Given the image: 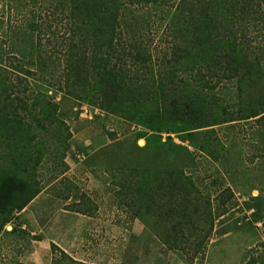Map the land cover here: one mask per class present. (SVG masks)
Instances as JSON below:
<instances>
[{
  "label": "rangeland",
  "instance_id": "374dc122",
  "mask_svg": "<svg viewBox=\"0 0 264 264\" xmlns=\"http://www.w3.org/2000/svg\"><path fill=\"white\" fill-rule=\"evenodd\" d=\"M178 2L170 1L166 10L173 14ZM45 3L40 0L36 6V0L34 5L31 0H0V74L11 85L18 114L36 129L38 113L31 105L36 96H48L60 106L54 119L65 124L58 127V121V125L47 126L41 136L43 144L31 146L28 152L35 159L32 167L41 190L6 227L27 232L19 244L21 264H187L191 260L193 264H244L247 255H257L264 244V122L226 123L192 134H173L172 140L162 134L163 149L155 142L143 150L147 145L144 128L59 91L57 77L65 66L70 29L64 15L45 10L51 9ZM132 10L153 56L152 65L163 72L177 43L170 19L153 5L136 3ZM32 20L44 28L40 50L56 63L49 70L31 65L29 59H18L19 40L32 35L26 30ZM47 25L52 28L45 32ZM249 39L264 44L262 26L252 27ZM33 59L36 61V53ZM21 68L33 75L22 73ZM185 76L184 85L192 84V77ZM213 86V102L235 113V84L217 80ZM177 146L192 153L191 167H187V154ZM39 151L45 156L36 162ZM128 167L146 173L153 193L158 177L169 169H183L196 194L207 205L210 202L214 230L194 259L192 237L180 235L184 247L170 250L156 235L153 218L146 224L134 216L129 198L119 186L121 170ZM257 218L262 220L255 222ZM51 244L58 249L52 250Z\"/></svg>",
  "mask_w": 264,
  "mask_h": 264
},
{
  "label": "trees",
  "instance_id": "16d2710c",
  "mask_svg": "<svg viewBox=\"0 0 264 264\" xmlns=\"http://www.w3.org/2000/svg\"><path fill=\"white\" fill-rule=\"evenodd\" d=\"M39 1L36 0V6ZM170 1L46 0L51 9H44L64 15L70 29L65 41V66L57 77L62 95L144 128L145 151L155 142L163 149L162 134H168L172 140L173 134H192L226 123L251 119L263 123L264 44H253L249 35L254 26L264 29V0H179L173 14L166 10ZM136 3L159 7L177 36L163 72L152 65L153 56L146 48L141 24L132 10ZM45 28L48 32L52 26ZM26 30L32 35L20 38L18 59H29L39 69L54 67L56 63L40 50L42 24L32 20ZM20 71L33 75L31 70ZM185 74L186 78L192 77V84L184 85ZM217 80L235 84V113L213 102V83ZM55 100L36 96L31 105L38 113L34 129L18 114L11 85L0 74V264H21L19 244L27 232L17 227L8 231L6 227L41 190L32 167L35 159L28 152L31 146L43 144L41 136L47 126L58 123L59 119L54 118L60 106ZM29 109L25 104L24 110ZM59 123L58 127L65 125ZM176 148L185 151L189 158L187 167H191L192 153L181 146ZM43 156L39 151L36 162L43 160ZM184 171L169 169L157 178V191L153 193L146 173L138 167H128L121 170L119 186L129 198L136 218L146 224L153 218L154 227L160 229L154 231L168 249L184 247V241L179 243L180 235L192 237L194 259L206 247L215 218L209 210L210 202L207 205L196 194L194 183ZM134 176L136 180L131 179ZM51 247L58 249L55 244ZM60 254L69 258L63 251ZM244 264H264V244L257 255H247Z\"/></svg>",
  "mask_w": 264,
  "mask_h": 264
}]
</instances>
